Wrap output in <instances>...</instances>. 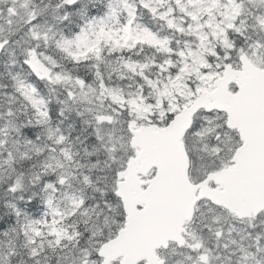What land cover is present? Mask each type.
I'll use <instances>...</instances> for the list:
<instances>
[{
	"label": "snow or ice",
	"instance_id": "6c2138e0",
	"mask_svg": "<svg viewBox=\"0 0 264 264\" xmlns=\"http://www.w3.org/2000/svg\"><path fill=\"white\" fill-rule=\"evenodd\" d=\"M0 264H264V0H0Z\"/></svg>",
	"mask_w": 264,
	"mask_h": 264
}]
</instances>
